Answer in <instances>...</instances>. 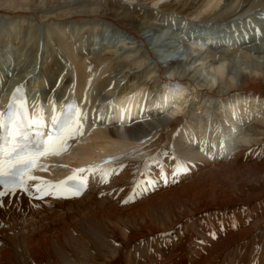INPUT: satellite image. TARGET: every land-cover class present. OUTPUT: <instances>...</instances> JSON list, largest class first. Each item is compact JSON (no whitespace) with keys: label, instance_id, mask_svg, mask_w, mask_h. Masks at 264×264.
<instances>
[{"label":"bare ground","instance_id":"6f19581e","mask_svg":"<svg viewBox=\"0 0 264 264\" xmlns=\"http://www.w3.org/2000/svg\"><path fill=\"white\" fill-rule=\"evenodd\" d=\"M135 2L158 6L170 0H0V21L8 26L0 31V111L17 86L25 87L29 105L42 104L41 110L49 113L50 96L58 107L66 103L64 96L79 102L90 76L93 107L118 97L114 123L126 106L138 118L140 95L121 98L132 90L148 92L150 103L167 94L179 105L176 115L161 113L157 119V109L151 121L137 125L153 136L147 146L117 138L114 127H97L87 144L46 161L67 169L34 173L62 180L70 169L119 158L126 167L108 183L90 178L85 193L72 199L30 200L26 193L5 197L0 264H15L16 258V264H62L88 247L104 252L109 245L114 251L102 264H264V42L254 40L257 27L264 35V24L248 23L264 19V0H241L245 7L239 12L225 8L208 13L197 7H209L206 0H171L174 13L165 17L152 7L143 12ZM235 2L224 0V6ZM180 9L198 21L216 12L220 20L229 19L225 25L210 22L212 33L194 26L193 18L174 16ZM141 17L154 24L137 25ZM113 79L117 86L108 91ZM122 80L127 82L121 87ZM73 81L75 96L69 93ZM169 110L174 111L172 106ZM234 110L251 123L243 140L226 136V145L234 141L227 152V147L219 149L217 129L223 126L227 132L224 122L234 123ZM193 137L217 148L209 147L212 155L204 157ZM172 155L189 167L176 182ZM153 156L163 161L168 183L159 181L144 193L135 189V181L148 172L144 162ZM151 175L159 179V170L153 168ZM137 192L134 203H121Z\"/></svg>","mask_w":264,"mask_h":264},{"label":"snow or ice","instance_id":"6c2138e0","mask_svg":"<svg viewBox=\"0 0 264 264\" xmlns=\"http://www.w3.org/2000/svg\"><path fill=\"white\" fill-rule=\"evenodd\" d=\"M206 3L209 4L207 8L197 5L198 8H202L203 13L224 11L225 8L228 11L235 9L236 12H239L240 9L245 7L241 0H236L230 6H224V0H206ZM217 4L222 7H211ZM248 23L251 24V20ZM186 24L185 21V26ZM255 35L258 38L262 35L260 28L255 29ZM193 43L201 42L193 41ZM201 47H204L202 43ZM88 71L89 73L92 72L91 65ZM93 81L94 76H90L84 96L79 102H73L68 99V96H64L63 100L66 103L58 107L56 98L50 96L47 100L48 105H50V113L47 109L41 110L42 104L40 107L35 103L29 105L24 86H17L13 90L6 105V110L0 111V209L6 207L5 197L15 196L18 192L28 194L30 200H43L48 196L55 199L79 198L87 190L90 178H96L101 183H108L110 176L118 175L119 171L126 167L119 158H110L102 161L101 164L70 169L69 175L62 180H46L34 174L35 172H49L50 168L67 169L65 164L53 163L49 165L46 161H55L71 154V151L78 146L87 144L93 139L97 127H114L118 130L117 138H128L140 145L147 146L153 140L152 135L143 134V130L137 125L145 121H151L154 110H159L156 116L157 119L160 118L161 113L166 114L168 112L170 99L167 94L153 97L150 103L148 92L141 93L132 90L129 99H133L137 95L141 97V102L136 105L138 118L133 117L131 107L126 106L121 109L119 122L114 123L112 112L116 107L115 101L118 97L107 98L103 107H93L89 98V89L94 86ZM126 82L122 80L121 87ZM0 83H2V79H0ZM59 86V83H57L56 87ZM116 86V80L113 79L107 90L111 91ZM172 91L174 92L175 89H172ZM69 93L75 96V81L70 86ZM120 95H123V93H120ZM96 103L99 105L100 102L97 101ZM178 107V104H172V109H174L172 115L177 114L175 110ZM125 117L127 118L126 124ZM232 117L234 123L224 122L227 132H225L223 126H218L219 149L221 150L227 147L226 136L228 134L243 140V130L251 123L250 118L248 120L243 119L239 112L235 110ZM120 130H123V135H119ZM192 142L200 144V151L205 152V154H207L209 147L212 149L217 148L216 144H209L207 141H200L195 137H193ZM136 151L134 149L133 153L135 154ZM164 155L167 156V153H164ZM171 159L176 162V166L171 171L172 180L176 182V178L186 174L189 167L183 162H178L175 155H172ZM144 163L148 172L140 173L142 179L135 181V189L146 193L150 189H154L159 181H163L165 184L168 183V174L165 172L163 161L153 156ZM153 168L159 170V179L152 177L151 171ZM139 194V192L130 194L121 203L125 205L134 203ZM253 264H256L255 260Z\"/></svg>","mask_w":264,"mask_h":264},{"label":"rangeland","instance_id":"374dc122","mask_svg":"<svg viewBox=\"0 0 264 264\" xmlns=\"http://www.w3.org/2000/svg\"><path fill=\"white\" fill-rule=\"evenodd\" d=\"M121 1V0H120ZM127 4V3H126ZM134 5H138V8L140 9V10H142L143 12H147L148 10H151V9H153V10H155V12L156 13H158L159 14V16H161V17H165V16H167V15H169L170 13H174V12H172L171 11V9H172V2H171V0H170V2H166V3H163L162 5H161V2L158 4V6H152V5H150V3H146V4H136V2L135 3H133ZM133 4H131V5H133ZM170 4V5H169ZM161 6V7H160ZM152 7V8H151ZM151 8V9H150ZM156 8V9H155ZM180 8V7H179ZM159 9V10H158ZM181 11V13H178V12H176V14H174V16H177V17H179V18H181V17H184V18H188L189 20H191L192 18H193V20H194V26L196 25V26H203V30H205V31H208V32H212L213 33V30L215 29H210V27H211V23H217V22H220V24H224L225 25V23H224V21L226 20L227 21V19H229L228 17H226L225 18V20L223 21V20H220V18H218V16H219V14H217V17H216V13H218V12H216L213 16H206V17H208V18H206L205 16H202V17H204V19H202V20H199L198 21V19L199 18H197V20L195 19V17H191V15L188 17L187 16V13H185V11H183L182 9H180ZM259 11H260V9H259ZM169 12V13H168ZM167 13V14H166ZM260 13H261V15L263 16V12L262 11H260ZM259 13V14H260ZM219 19V20H218ZM150 20H152V19H145V17H141L140 18V20L138 19L137 20V25H140V26H143V25H145L146 23H150V24H154L153 23V20L152 21H150ZM148 21V22H147ZM158 21L159 20H155V23H158ZM258 21V22H257ZM145 22V23H144ZM211 22V23H210ZM206 23H208V27L207 28H205L206 26ZM210 23V24H209ZM264 24V19L263 20H260V18L259 19H257V20H253L252 21V19H251V24H252V26L254 25V24ZM4 24H5V22L4 23H2V21H0V31L4 28ZM6 25V24H5ZM205 26V27H204ZM6 27H7V29H8V26L6 25ZM187 27V26H186ZM216 27V26H215ZM6 29V28H5ZM25 29V28H24ZM221 29H222V27H221ZM185 30H187V29H185ZM44 32V31H43ZM43 32H40V34H37V37H39V42L40 43H43ZM186 32V31H185ZM201 32V31H200ZM262 33V32H261ZM186 34H187V32H186ZM147 35V34H146ZM145 34H144V36H146ZM150 35V34H149ZM223 35V34H222ZM148 36V35H147ZM263 34L258 38L256 35H255V37H254V40H255V43L257 42V43H260V44H263L262 42H264L263 40ZM116 38H118L117 36H116ZM259 39V40H258ZM100 41V37H97V42H99ZM122 43H124V42H122ZM120 43H118V46H121V45H119ZM8 52H9V50H6L4 53H6L7 55H8ZM4 53H3V55H4ZM39 57V56H38ZM22 59H24V62H30V60H31V57H29V58H25V57H22ZM29 60V61H28ZM32 61H33V59H32ZM110 62H115V58L114 57H112L111 59H110ZM32 69V68H31ZM30 69V70H31ZM29 70V69H28ZM29 70V71H30ZM23 73H25V72H23ZM35 74V73H34ZM241 94V93H240ZM238 97H243V94H241V95H239ZM233 108L235 107V106H232ZM237 109L239 110V108H238V106H237ZM164 114V115H163ZM260 114V113H259ZM259 114H257L255 117H257V116H259ZM162 115L163 116H165V115H171V110H169L166 114L165 113H162ZM238 141V139L236 140V142ZM231 142V143H230ZM182 143V142H181ZM228 144H227V149H226V151L227 152H229V150H230V148H234V141H228L227 142ZM178 144H179V146H181V148H182V146H183V143L182 144H180L179 143V141H178ZM233 144V145H232ZM229 145H230V148L228 149V147H229ZM231 153V152H230ZM204 154V155H203ZM209 155V156H208ZM212 154H210V153H207V154H205V153H202V156H204V157H210ZM245 206V205H244ZM221 230V229H220ZM109 245V244H108ZM88 250H90V251H88ZM114 251V247H112V246H108L107 247V249H105L104 250V252H106V253H104V252H98L95 248H86V250L84 251V252H80V253H75V255H74V257L73 258H69V259H66V261H64L62 264H78V262L80 261L81 262V264H97V263H100V264H102L104 261H106L107 259H108V257L112 254V252ZM93 252H94V254H93ZM88 253V254H87ZM11 254H8L7 256H10ZM12 255H14V254H12ZM80 255H82V256H80ZM15 257H16V255H14ZM76 256H78V257H76ZM85 256V257H84ZM103 256V257H102ZM83 258V259H82ZM86 258V259H85ZM93 258V259H92ZM72 259H74V260H72ZM104 259V260H103ZM78 261V262H77ZM16 262H17V258H16V260H15V264H16ZM77 262V263H76ZM80 262H79V264H80ZM102 262V263H101ZM3 264H5V263H3Z\"/></svg>","mask_w":264,"mask_h":264}]
</instances>
